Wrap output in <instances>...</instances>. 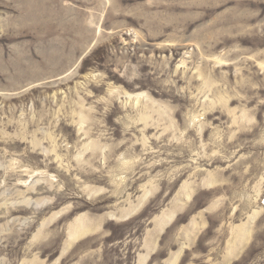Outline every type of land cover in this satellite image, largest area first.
I'll list each match as a JSON object with an SVG mask.
<instances>
[{"label": "rangeland", "instance_id": "1", "mask_svg": "<svg viewBox=\"0 0 264 264\" xmlns=\"http://www.w3.org/2000/svg\"><path fill=\"white\" fill-rule=\"evenodd\" d=\"M0 264H264V0H0Z\"/></svg>", "mask_w": 264, "mask_h": 264}, {"label": "bare ground", "instance_id": "2", "mask_svg": "<svg viewBox=\"0 0 264 264\" xmlns=\"http://www.w3.org/2000/svg\"><path fill=\"white\" fill-rule=\"evenodd\" d=\"M86 217H78L75 219V221L68 227L67 231L69 232V242L67 243V246H70L73 244L77 239L80 237L90 234L93 230L95 231L98 226H95L92 229V226L88 227L85 225ZM244 232H241V236H243Z\"/></svg>", "mask_w": 264, "mask_h": 264}]
</instances>
